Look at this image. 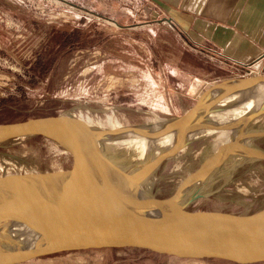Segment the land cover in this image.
<instances>
[{"label":"rangeland","instance_id":"1","mask_svg":"<svg viewBox=\"0 0 264 264\" xmlns=\"http://www.w3.org/2000/svg\"><path fill=\"white\" fill-rule=\"evenodd\" d=\"M100 1L0 0V121L24 118L43 109H69L114 130L117 125L136 127L178 120L203 95L191 124L177 134L174 145L158 155L152 148L147 162L134 167L149 168L163 155L143 177L144 182L151 183L159 196L187 198L181 201H187L191 209L240 214L264 207V160L252 154H264V104L250 115L245 113L240 126L232 129L229 147L220 149L228 150L225 157L211 152L217 134L189 136L214 127L213 114L236 107L233 103L240 97L223 101L242 90L228 94L223 87L215 88L218 83L256 80L264 76V68L241 70L221 80L187 73L193 70L188 69L187 60L179 58L182 49L177 38L153 25L117 30L115 26L122 25L86 9ZM127 1L128 7L133 6ZM151 30H157L154 38ZM217 131L222 130L218 127ZM149 139L156 141L159 135ZM234 152L245 155L233 157L230 153ZM119 153L134 162L133 150L124 148ZM67 168L61 154L36 138L0 146V175L49 174L41 178L29 175L21 179L24 184L12 185L13 191L35 184L56 185L76 174L67 173ZM21 264L236 263L177 258L134 248H101L62 252Z\"/></svg>","mask_w":264,"mask_h":264},{"label":"water","instance_id":"2","mask_svg":"<svg viewBox=\"0 0 264 264\" xmlns=\"http://www.w3.org/2000/svg\"><path fill=\"white\" fill-rule=\"evenodd\" d=\"M263 80L264 76L256 80L243 78L218 83L215 88L223 87L221 90L229 94ZM202 100L203 95L182 118L166 121L144 136L153 138L177 128L183 132ZM219 129L227 130L224 125ZM123 137L69 109H43L24 118L0 121V146L30 138L43 141L67 160L66 172H76L91 197L85 218L74 211L54 212L44 201L47 208L35 203V209L28 210L13 201L7 190L11 191L14 184H24L21 179L29 175L41 178L49 174H1L0 227L24 228L34 234V240L19 239L18 243L1 246L0 264H21L62 252L101 248H134L236 264L264 263V207L236 214L191 209L187 201L180 202L176 196H159L144 185L143 177L164 156L157 157L151 167L137 170L110 145ZM252 154L264 160V155ZM8 178L12 181L6 182Z\"/></svg>","mask_w":264,"mask_h":264},{"label":"crops","instance_id":"3","mask_svg":"<svg viewBox=\"0 0 264 264\" xmlns=\"http://www.w3.org/2000/svg\"><path fill=\"white\" fill-rule=\"evenodd\" d=\"M129 1L133 6L101 0L86 9L122 25L117 30L153 25L177 38L179 58L193 70L187 73L221 80L264 68V0ZM151 31L154 38L157 30Z\"/></svg>","mask_w":264,"mask_h":264},{"label":"bare ground","instance_id":"4","mask_svg":"<svg viewBox=\"0 0 264 264\" xmlns=\"http://www.w3.org/2000/svg\"><path fill=\"white\" fill-rule=\"evenodd\" d=\"M247 85L248 86L243 87L244 89H240L242 90L241 92H239L236 95L230 96L229 98L223 101V102H229L231 100H236V98L240 97L238 99L239 100L238 102L233 103L236 105V107L228 108L225 112L221 114L216 113L212 115L211 117L212 119L210 121L213 126L215 125L214 127H210L208 129L203 130L202 132L200 131L199 133L197 132L191 133L189 136L191 138H194L196 136H199V134L201 135H206V134L216 135L217 134V138L215 139L216 141L214 140L215 142L213 143V145H211L212 146L211 152L212 153L218 152L220 153V156L222 157L227 156L228 154L226 151L228 150H220V149H225L229 147L227 144V141L229 139L228 137L231 135L230 132L233 133L232 129L240 126L241 118L242 116H245V113H246V116L250 115L252 114L253 111H257L258 108L260 106H263L264 104V80L261 82H256V83H253V82L248 83ZM165 122L166 121H158V122H154L153 124L150 123L149 125L136 126L133 128L135 130L137 129L136 131L131 130L132 127L125 128L123 126L118 127L117 125L116 126L117 129H114V130H116L118 133L121 134V136H124V137L123 139L116 140L111 145V147L114 150H116V152H118L121 158H123V160H125L130 166L134 167V165L144 164L147 162V160L149 159L148 157L151 154L149 153V150H151L152 148H155L156 149L155 155L162 154L164 149H166L167 147L171 145H174V143L176 142L177 136H178L177 134L180 133L179 128L171 130V131H162L164 133H160L159 139H157L156 141L150 140L148 137L144 136L146 133H152L153 131L158 130L162 126V124H164ZM95 124H98V123H95ZM220 124H223L225 129L227 130L217 131L218 127L221 128L222 126V125L220 126ZM165 133H167V135H165ZM178 142L179 140L177 141V143ZM124 148L130 149L131 151L133 150L136 153V156L133 159L134 162H132V160L131 161L127 160L125 157H123V155H121V153H119V150L120 149L123 150ZM236 153L237 152L230 153V154H233L232 155L233 157L235 156L239 157L240 156L239 153L241 152H238V154ZM258 154L264 155L263 153H258ZM241 155L243 156L245 154L242 153ZM249 156L250 155L248 154V157ZM244 157H247V156H244ZM234 159L236 160V158ZM239 160H242V159L240 158ZM247 160L249 161L248 158ZM63 181L59 182L56 185H47V186H41L40 184H35L32 186H28L27 189L25 190H23L22 188L21 190H14V191L8 192L9 194L8 196H10L13 201L18 203L19 206L25 207V209H28V210L30 208L35 209V206H34L35 203L38 204V207H43V206L46 207L44 205V202H45L47 206L51 208V210H54V212L61 213V212H67V211H74V212L81 213L82 216L85 218V216L88 214V211H90L89 207L87 208V206H88V203L91 202V197L88 196V194L90 193L82 183L83 179L76 173L73 177L66 179L64 182ZM144 185L148 189H152L151 183L145 181ZM35 193H37L41 201H38V198H36ZM28 195L33 196V197L32 198L26 197ZM184 199H187V198H182L179 201L182 202L181 200H184ZM32 234L33 233H31L30 231L24 228L14 227L13 225H7L2 228L0 227V247L6 244L7 242L9 244H13L14 242L18 243L19 239L32 242L34 240V234L33 235Z\"/></svg>","mask_w":264,"mask_h":264}]
</instances>
